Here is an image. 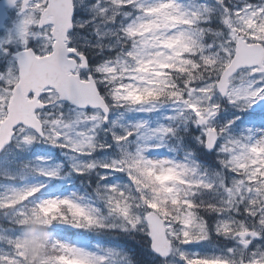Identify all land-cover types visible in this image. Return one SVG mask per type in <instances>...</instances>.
Masks as SVG:
<instances>
[{"label": "snow or ice", "instance_id": "obj_1", "mask_svg": "<svg viewBox=\"0 0 264 264\" xmlns=\"http://www.w3.org/2000/svg\"><path fill=\"white\" fill-rule=\"evenodd\" d=\"M0 264H264V0H0Z\"/></svg>", "mask_w": 264, "mask_h": 264}]
</instances>
